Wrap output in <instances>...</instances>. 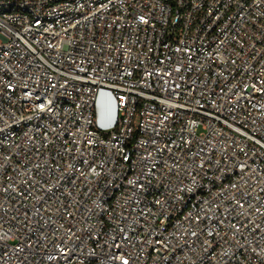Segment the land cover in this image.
I'll use <instances>...</instances> for the list:
<instances>
[{"label": "built area", "instance_id": "1", "mask_svg": "<svg viewBox=\"0 0 264 264\" xmlns=\"http://www.w3.org/2000/svg\"><path fill=\"white\" fill-rule=\"evenodd\" d=\"M0 264H264V0H0Z\"/></svg>", "mask_w": 264, "mask_h": 264}]
</instances>
